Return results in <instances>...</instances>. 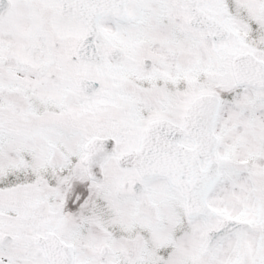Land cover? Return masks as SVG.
<instances>
[{
    "label": "snow or ice",
    "instance_id": "obj_1",
    "mask_svg": "<svg viewBox=\"0 0 264 264\" xmlns=\"http://www.w3.org/2000/svg\"><path fill=\"white\" fill-rule=\"evenodd\" d=\"M0 264H264V0H0Z\"/></svg>",
    "mask_w": 264,
    "mask_h": 264
}]
</instances>
